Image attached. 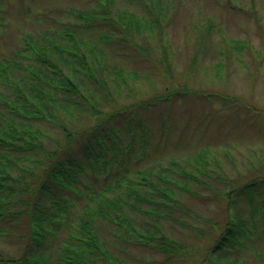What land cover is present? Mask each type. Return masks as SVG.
Masks as SVG:
<instances>
[{"label":"rangeland","instance_id":"rangeland-1","mask_svg":"<svg viewBox=\"0 0 264 264\" xmlns=\"http://www.w3.org/2000/svg\"><path fill=\"white\" fill-rule=\"evenodd\" d=\"M108 1L107 6L105 0L0 1V58L18 63L9 69L15 82L22 77L29 82L32 66L57 84L50 70L76 86L69 93L44 83L46 103L30 97L33 116H17L37 130L47 149L65 147L81 163L76 186L60 189L73 203L69 209L77 214L102 204L104 213H95L93 221L102 247L122 264H194L191 256L164 260L136 232L144 224L157 226L160 234L198 253L196 246L217 235L210 218L221 223L226 218L224 198L212 188H233L239 205L232 207V218L246 220L245 235L263 238L264 193L249 201L240 187L264 180V0ZM87 10L99 17L106 10L107 19L78 17ZM26 34L45 36V46L59 44L63 51L51 50L49 63L23 55L18 50ZM26 87L31 90L30 83ZM0 113L6 112L0 107ZM65 130L84 133L67 140ZM87 142L92 154L84 152ZM29 162L20 160L24 167ZM119 176L124 179L117 187L112 180ZM151 183L168 186L175 203L160 205ZM128 187L148 199L127 197ZM113 200L119 208H106ZM156 208L162 215L148 212ZM16 241L0 236V252H15ZM234 250L246 264H258L251 249ZM97 257L99 264H110L106 256Z\"/></svg>","mask_w":264,"mask_h":264},{"label":"trees","instance_id":"trees-1","mask_svg":"<svg viewBox=\"0 0 264 264\" xmlns=\"http://www.w3.org/2000/svg\"><path fill=\"white\" fill-rule=\"evenodd\" d=\"M108 4L109 1L105 0L103 6ZM95 13L93 10H87L79 14L78 17L92 21L97 18L107 19L106 10L101 11L102 17L97 16ZM64 35L69 36L70 33L67 32ZM69 37L74 39L72 33ZM21 41L22 47L18 52L37 59L42 63L50 62V51L54 48L57 51H63V47L59 44L51 43V46H45L44 41L47 43L49 41L42 35L38 37L26 34L21 38ZM58 57L68 61L60 53H58ZM78 58L80 59L77 60L81 62V67H85L82 54L81 56L78 54ZM10 63L13 66H19L17 62L15 64L10 59L0 58V82L4 83V86L1 87L2 90H0V107L7 113H0V236L15 238L17 240V249L15 252H0V264H99L96 260L97 256H106L110 264H122L114 256L109 255L110 253L107 249L102 247L104 246L103 241L96 224H94L93 215L97 212L104 213L102 204L97 202L96 209L87 207L86 210L84 209L85 211H80L76 214L74 209H69L68 207L69 204L73 205V203H70V200L61 195V187L70 188V186H76L74 181L77 173L81 172V163L75 164V159L66 151L65 147L52 151L47 149L38 140L37 130L32 129L21 119H17L22 117V115L34 114L33 111H35L34 107L36 108V106L30 97H35L39 104L44 105L46 103L44 96L47 92L42 88L44 83L69 93L73 90L76 91L75 83L68 76L55 70V72L50 70L51 74L56 73L59 77L60 82L58 80L59 84H57V80L51 79L50 75L41 73V71L27 65L30 72L29 75L32 74L29 82L24 83L25 78L23 77L19 78L18 82H15L9 72ZM10 83L13 86L15 84L14 88L10 87ZM29 83L31 90L26 87V84ZM30 107L33 110L29 109ZM82 133L84 132L78 131L72 134L69 131H64L67 140L71 138L69 137L71 134L81 136ZM80 138H78L79 141ZM98 138L102 137L96 135V139ZM92 151L93 149L87 142L86 146H84L85 154H92ZM14 152L19 153V156L14 157ZM97 156H100L99 152ZM20 160H29L30 164L28 167H24ZM96 161H99V164L102 163L104 166L108 165L102 162L103 159L101 158L96 159ZM142 177L145 179L143 175H141ZM123 179L121 176L115 178L112 180L113 185L120 187L122 184L119 180ZM150 185L159 195L161 199L160 205L169 200L175 203L168 186H160L157 183H151ZM52 188L59 193L55 194ZM186 188L189 190L188 187ZM263 188L264 180L257 183L256 179H252L240 187L249 201L261 191L263 194ZM212 190L224 198L223 209L226 218L224 223L219 222L215 218H210V220L215 222L214 229L217 235L205 239L202 246H199L200 248L196 246L200 250L198 253L189 252L190 244L187 246L169 235L160 234L157 226L154 225L148 226V224H144L139 226L143 229L142 232H136V236L140 237L138 241L149 248L160 251L166 256L164 260H169L176 256L182 258L191 256L194 264H202L204 262L210 263L209 256L214 255L215 258L213 259L215 261H212V264H246V258L237 255L239 249L234 250L237 245L241 249L245 247L248 250L251 249L258 258L255 261L258 264H264L263 235L261 238L255 239H253L254 236L245 235V229L249 228L248 223L245 222L246 220L232 218L236 214V210L232 207L235 205L238 207L239 205L235 190L233 188L222 192L213 188ZM125 191L129 198H132L130 197L133 196L132 194H136L133 196L136 201L148 199L138 189H130L128 187ZM92 192L94 193V190ZM94 195L97 196V193L95 192ZM47 196L48 199L44 200V197L46 198ZM111 203V206L107 205L106 208H119L117 200H113ZM148 212L153 214L160 213V215L163 213L158 211V208L156 210L148 209ZM163 215L169 219L165 214ZM72 216L78 217H76L77 223H74V221L70 223ZM115 216L117 214H114ZM235 220L237 224H235ZM115 223L117 224V222ZM70 224L74 228L70 227ZM118 224L121 225L119 222ZM129 229L136 230L131 225H129ZM199 237L202 238V235L199 234ZM231 252H234L236 256L229 260L227 255L231 254Z\"/></svg>","mask_w":264,"mask_h":264}]
</instances>
